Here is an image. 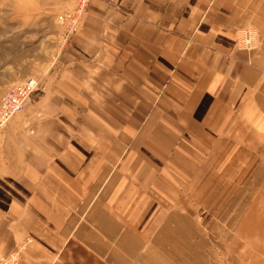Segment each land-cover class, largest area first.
I'll use <instances>...</instances> for the list:
<instances>
[{
  "label": "crops",
  "instance_id": "1",
  "mask_svg": "<svg viewBox=\"0 0 264 264\" xmlns=\"http://www.w3.org/2000/svg\"><path fill=\"white\" fill-rule=\"evenodd\" d=\"M263 70L264 0H90L0 129V259L29 238L19 264H141L143 228L235 213L248 183L236 234L264 264Z\"/></svg>",
  "mask_w": 264,
  "mask_h": 264
},
{
  "label": "rangeland",
  "instance_id": "2",
  "mask_svg": "<svg viewBox=\"0 0 264 264\" xmlns=\"http://www.w3.org/2000/svg\"><path fill=\"white\" fill-rule=\"evenodd\" d=\"M69 1L0 0V81L5 85L0 88V97L27 78L36 79L55 56V18L68 8ZM258 26L254 21L241 31L253 38L251 52H257L262 45ZM261 77L264 84V70ZM258 91L264 94V85ZM246 185L247 191L243 186L238 192L241 197L236 200L235 213H206L194 219L202 223L200 226H191L178 218L151 229L143 228L141 264H244L247 254L237 237L235 223L245 197L250 198L257 189L256 184L251 189Z\"/></svg>",
  "mask_w": 264,
  "mask_h": 264
},
{
  "label": "built area",
  "instance_id": "3",
  "mask_svg": "<svg viewBox=\"0 0 264 264\" xmlns=\"http://www.w3.org/2000/svg\"><path fill=\"white\" fill-rule=\"evenodd\" d=\"M89 2L90 0H71V6L56 16L55 23L59 28L56 41V55L64 49L71 36L78 30ZM244 34L247 39L243 49L251 52L254 49L251 36L249 33ZM240 44L238 41V47ZM37 85L38 83L35 78H27L1 95L0 129L4 128L11 119L22 113L28 97L36 89ZM30 243L31 239H25L22 244L18 245L16 250L2 257L0 264H19L20 252Z\"/></svg>",
  "mask_w": 264,
  "mask_h": 264
},
{
  "label": "bare ground",
  "instance_id": "4",
  "mask_svg": "<svg viewBox=\"0 0 264 264\" xmlns=\"http://www.w3.org/2000/svg\"><path fill=\"white\" fill-rule=\"evenodd\" d=\"M246 39H247V37L245 36L244 32L243 33L241 32L240 35H239V37H238V39H237L241 43L239 45V48L243 49V47H245ZM251 40L253 42V38H251ZM253 44H254V42H253Z\"/></svg>",
  "mask_w": 264,
  "mask_h": 264
}]
</instances>
